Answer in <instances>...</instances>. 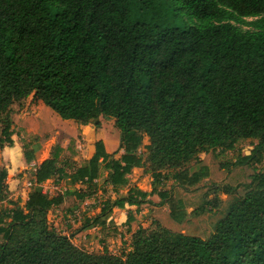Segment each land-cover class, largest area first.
<instances>
[{"label": "trees", "instance_id": "1", "mask_svg": "<svg viewBox=\"0 0 264 264\" xmlns=\"http://www.w3.org/2000/svg\"><path fill=\"white\" fill-rule=\"evenodd\" d=\"M172 1L198 22L168 25ZM246 17H258L248 23L253 30L236 24ZM28 96L82 125L100 128L102 118L112 119L123 152L115 158L96 140L87 164L68 172L70 156L60 160L64 149L53 148L36 167L25 205L0 213V264H264V0H0L1 144H14L12 106ZM247 138L258 143L241 161L262 170L230 202L209 238L139 227L123 257L87 252L49 226L53 206L86 198L81 189L44 191L55 175L71 186L93 183L104 167L119 191L134 168L149 163L157 182L171 177L190 187L209 171H191L186 163ZM24 157L31 163L35 153L26 150ZM8 174L0 165V200ZM149 195L129 187L126 195L104 201L100 215L82 229L105 225L114 207H139ZM158 195L173 221L184 222V200L167 190ZM133 220L128 212V225Z\"/></svg>", "mask_w": 264, "mask_h": 264}, {"label": "rangeland", "instance_id": "2", "mask_svg": "<svg viewBox=\"0 0 264 264\" xmlns=\"http://www.w3.org/2000/svg\"><path fill=\"white\" fill-rule=\"evenodd\" d=\"M179 2L172 1L167 8L164 19L170 26L187 27L198 20L189 16L185 9L175 8ZM258 17H246L243 23L237 22L242 30H253L248 24ZM13 141L12 146L0 143V165L8 168V192L6 198L0 200V213L10 211L16 206H24L33 185L36 167L43 160L49 158L55 147H62L60 160L69 158L71 172L76 167L87 164L90 155V143L96 141L99 135L105 142L106 149L119 158L123 150L119 147L120 134L112 119L102 118L100 128L85 126L73 120L58 117L49 108L38 105L32 96L16 101L11 110ZM2 124L0 122V139ZM147 136L144 144H148ZM257 139L247 138L239 140L230 150L222 148L200 152L196 158L186 163L184 167L191 171L200 167H207L209 175L199 183L190 187H183L173 178L154 180L148 168L149 163L140 170H132L129 183L119 191H115L108 182V170H100L99 178L93 183H81L71 186L68 178L58 175L46 180L43 188L50 195L63 194L68 189L85 191L84 200L74 196L67 197L62 206H53L47 214L50 227L60 234L67 235L81 249L90 253H102L107 250L113 254L126 257L132 249L133 234L139 227L149 230L169 228L173 231L209 238L215 232V225L219 219L226 216L230 202L243 195L253 184L254 176L262 170L261 164L241 161L249 155ZM69 147V148H68ZM72 149L74 155L72 154ZM33 150L35 159L28 163L24 152ZM145 150V149H143ZM174 169H164V173L171 175ZM137 186L150 195L147 202L137 206L126 205L124 209L114 207L105 225H95L82 229L87 219L93 220L100 215L104 201H113L127 194L129 187ZM159 190H167L176 198H182L187 211L185 221L177 223L170 216L167 202H161ZM128 212L134 216L131 225L127 223ZM9 219H6V223ZM2 236H0V242Z\"/></svg>", "mask_w": 264, "mask_h": 264}, {"label": "crops", "instance_id": "3", "mask_svg": "<svg viewBox=\"0 0 264 264\" xmlns=\"http://www.w3.org/2000/svg\"><path fill=\"white\" fill-rule=\"evenodd\" d=\"M86 127L87 126H92V125H85ZM94 127V126H93ZM95 128V127H94ZM99 139H102V137L99 135V137H97V139L96 140H99ZM103 140V139H102ZM105 143V142H104ZM108 151V150H107ZM109 152V151H108ZM141 169V167H136V168H134V170H140ZM29 193V192H28ZM27 197H28V194H27Z\"/></svg>", "mask_w": 264, "mask_h": 264}, {"label": "built area", "instance_id": "4", "mask_svg": "<svg viewBox=\"0 0 264 264\" xmlns=\"http://www.w3.org/2000/svg\"><path fill=\"white\" fill-rule=\"evenodd\" d=\"M30 184H31V185H33V184H34V178H33L32 182L30 181ZM44 191H46V190H44Z\"/></svg>", "mask_w": 264, "mask_h": 264}]
</instances>
